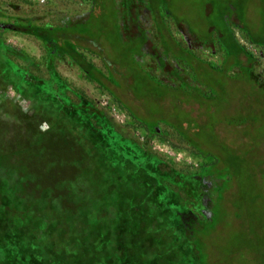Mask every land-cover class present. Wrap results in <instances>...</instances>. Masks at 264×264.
Segmentation results:
<instances>
[{"label": "trees", "instance_id": "16d2710c", "mask_svg": "<svg viewBox=\"0 0 264 264\" xmlns=\"http://www.w3.org/2000/svg\"><path fill=\"white\" fill-rule=\"evenodd\" d=\"M158 2L90 0L87 13L63 17L55 26L0 25L1 29L35 38L46 54L50 86L39 83L40 92L33 89L36 83L28 72L19 76L20 85L33 97L40 119L48 125L35 138L40 150L34 151L33 157L42 150L50 151L47 140H64L66 134L74 133L84 139L107 138L123 159L138 152L139 158L143 157L137 160L135 156L136 162L129 167L131 174L125 180V168L121 175L106 173L105 163L109 159L98 142L89 147L94 149L93 167L67 181L57 175L42 189L39 184L44 179L39 182L42 177L38 173L42 164L36 170L37 185L41 188L37 186L34 192L25 189L34 183L25 173V191L21 196L20 183L13 186L0 178V264H230L237 256L228 248L222 249L227 250L225 255L214 254L212 241L218 226L227 224L222 208H239L229 183L246 160L239 152L247 134L237 138L233 132L240 127L235 131L230 126L218 130L221 140L230 135L236 137L230 159L222 154L229 142L221 141L219 148L213 143L202 152L198 134L203 126L216 132L213 121H218V102L224 103L232 88L251 83L257 98L263 91L253 76L234 82L219 80L223 72L220 65L209 63L203 51L198 54L197 47L189 49L182 40L176 43L172 27L155 10L165 2ZM235 3V9L230 7L233 13L220 18L227 20L226 40L230 45L226 40L221 42L218 28L222 24L208 26L209 38L203 42H198V35L186 32L196 46L221 52L220 63L235 57L240 65L241 57H253L239 44L232 29L263 55L264 4L260 14L263 29L257 33L248 26V0ZM65 57L79 69L83 80L111 97L116 107L131 118L133 128L162 141L174 139L191 156L208 161L196 171L188 168L172 176L154 174V157L121 137L97 108L98 103L82 99L81 93L67 89L59 76L52 73L54 61ZM35 120L39 122V118ZM195 133L197 138L192 136ZM249 139L250 135L248 142ZM14 155L17 158L19 152ZM3 158L7 159V155ZM117 164L121 167L119 160ZM70 165L54 166L53 171L76 172L77 165ZM28 166L32 167L31 162ZM46 169L47 176H52L50 163ZM113 179L123 181L130 198L121 196L117 208L101 209L92 197L102 186L106 192L104 200L112 202L108 190L115 183ZM190 198H194L198 210L190 208ZM235 214L237 219L241 217L238 212ZM157 234L162 236L163 243L152 247L148 243ZM176 246L179 249L170 257ZM84 257L89 258L81 259Z\"/></svg>", "mask_w": 264, "mask_h": 264}, {"label": "rangeland", "instance_id": "374dc122", "mask_svg": "<svg viewBox=\"0 0 264 264\" xmlns=\"http://www.w3.org/2000/svg\"><path fill=\"white\" fill-rule=\"evenodd\" d=\"M235 1L164 0L165 5L160 6L158 4L155 10L172 27V35L176 38L177 44L182 40L189 49L197 47L198 54L203 51L207 55L209 63L213 66H221L223 72H220L219 80L234 82L253 76L255 82L263 91L258 94L260 99L254 93L251 83L250 85L240 86L236 90L232 88L224 103L218 102V115L216 116L218 121H213L216 132L212 128L209 129L203 126L200 128L198 136L200 137V150L202 152L206 151L207 147L212 146L213 143L216 148H219L221 141L226 140L229 142L227 150L223 149L224 153L222 154L230 159L228 156L233 155L232 145L236 142V137H243L247 134L246 143L239 152V155L246 157V160L243 161L237 175L232 177L229 183V188L232 190L233 196L236 197L234 199L239 208H222V214H226L227 217V224L218 226L212 241L213 251L214 254L222 255L223 253L225 255L224 253L227 250H231V253L237 256L230 264H259L260 261V264H264V54L262 55L261 51L242 41L238 31L233 28L235 38L253 58L251 60L241 57L240 65L236 62L235 57L232 61L228 60L225 63H220L223 59L221 52L215 48L205 50L201 45L196 46L192 37L187 34L188 32L189 34L198 35V42H203L204 38H209L206 33L208 26L222 24V27L218 29L219 35L222 36L221 42H224L229 36L226 26L227 20L221 21L220 18L225 14L233 13L231 8L235 9ZM153 3L156 4L157 0H153ZM249 4L248 26L252 27L255 32L260 33L263 29L260 14L264 0H248V6ZM89 9L90 0H47L45 3H41L40 0H0V25L55 26L59 19L66 16L82 15L87 13ZM226 43L230 45L229 40H226ZM165 44L167 45V42ZM178 54L176 56L182 59ZM45 55L42 45L35 38L0 28V156L2 157H0V178L7 179L13 186L15 183H20L23 189L18 195L21 196L25 189L34 192L38 190L37 186L41 188L39 185L43 186L42 189H44L52 183V178L57 175L61 176L62 180L67 181L93 167L95 154L93 153L94 149L91 150L89 147L90 145L95 147V144L99 142L105 149V154L109 159L105 163L108 167L106 173L113 171L114 174L119 173L121 175V169L125 168L127 174L124 179H128L131 174V172L129 174L128 169L136 162L135 156L137 160L143 159V157L139 158L141 153H134L131 157L127 156L123 159L117 149L104 137L84 139L83 135L79 136L75 133L66 134L65 137L67 138L64 140L54 137L46 141L50 144L48 153L42 150L37 157H33V152L40 150L35 138L46 131L48 125L40 119V113L37 111L34 101H32L33 97L20 85L19 76L25 71L28 72L34 79L33 82L36 83L33 89L40 92H42V85L39 83H44L47 87L50 86L52 80L49 78ZM87 58H90V56ZM90 59L97 63L94 58ZM53 68L52 73L59 76L67 89L81 93L82 99L98 103L97 108L103 115H106L121 137L128 139L136 146L142 147L143 150L147 151H143L144 153L157 160L154 166V174L172 176L174 173L186 171L188 168L189 171H196L208 161L207 159L202 160L199 157L191 156L183 148H179L180 145L174 139L162 141L159 138L147 135L140 128H133L131 118L116 107L110 96L102 94L94 85L83 80L79 69L72 64L70 59L66 57L62 60L56 59ZM103 96L108 99L109 104L107 107H102L99 104ZM73 100L77 101L75 98ZM177 114L181 116L180 112ZM35 118H39L38 123ZM224 126H230L232 130L234 129L233 131L236 130V127H240L236 132H233L236 133V137L230 135L228 138L221 140L218 130L222 131ZM163 131L166 133V129H163ZM196 135L195 133L192 136L197 138ZM249 135L251 140L249 139L248 142ZM65 141L67 143H64ZM16 152H19L17 158L14 155ZM3 155H7V159L3 158ZM118 160L121 167L117 164ZM29 162H31L32 167H26ZM47 162L50 163L52 176H50V173L49 176L46 174ZM70 164L77 165L76 172L72 173L67 169H63L61 174H58L59 169L53 171L54 166L62 165L63 168H68L71 166ZM41 165L42 167L38 173H40L39 177L42 178L39 182L43 179L44 181L37 185L36 175L38 173H36V170ZM67 171L69 174L65 175L64 173ZM25 173L34 180L33 185L28 184L26 188L22 183ZM102 189L101 186L98 194L92 197L93 202H98L101 209L117 208L121 196L130 198V193L123 185L122 180H115L111 189L108 190L112 202L104 200L106 192ZM190 208L195 210L199 208L194 198H190ZM235 212L241 215L239 219H237ZM95 229L98 231V226ZM154 240L148 243L152 247L163 243V238L159 234L156 235ZM168 241L170 242V240ZM60 247L64 249V246ZM223 248L228 249L222 251ZM178 249L179 247L176 246L171 253L168 251L169 256L173 257ZM150 255L153 254L150 252ZM163 257L158 255V258ZM85 258L89 257L81 259ZM220 264L223 263L220 262Z\"/></svg>", "mask_w": 264, "mask_h": 264}, {"label": "built area", "instance_id": "2783aa9c", "mask_svg": "<svg viewBox=\"0 0 264 264\" xmlns=\"http://www.w3.org/2000/svg\"><path fill=\"white\" fill-rule=\"evenodd\" d=\"M47 0H40L41 3H45ZM99 104L102 106V107H107L109 102H108V99L106 97H102L99 101Z\"/></svg>", "mask_w": 264, "mask_h": 264}]
</instances>
